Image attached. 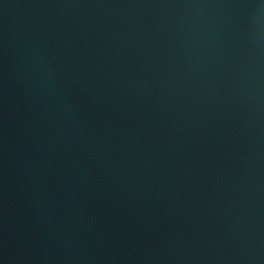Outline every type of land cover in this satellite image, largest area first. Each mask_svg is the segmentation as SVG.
<instances>
[{
	"label": "water",
	"instance_id": "obj_1",
	"mask_svg": "<svg viewBox=\"0 0 264 264\" xmlns=\"http://www.w3.org/2000/svg\"><path fill=\"white\" fill-rule=\"evenodd\" d=\"M0 264H264V0H0Z\"/></svg>",
	"mask_w": 264,
	"mask_h": 264
}]
</instances>
